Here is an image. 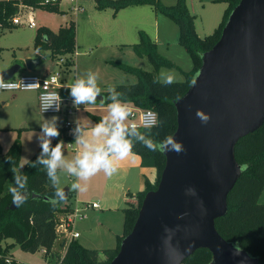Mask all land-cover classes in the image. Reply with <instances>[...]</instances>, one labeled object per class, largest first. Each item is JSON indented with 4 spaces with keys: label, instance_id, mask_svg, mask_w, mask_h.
I'll list each match as a JSON object with an SVG mask.
<instances>
[{
    "label": "water",
    "instance_id": "obj_1",
    "mask_svg": "<svg viewBox=\"0 0 264 264\" xmlns=\"http://www.w3.org/2000/svg\"><path fill=\"white\" fill-rule=\"evenodd\" d=\"M40 60L29 58L25 67L16 63L0 71V79L33 71ZM175 106L178 127L172 136L184 151L164 153L159 184L146 193L109 264H171L173 248L183 252L180 264L200 248L211 251L209 264H261L244 249L233 255L234 243L219 233L216 220L228 213L229 193L243 172L236 144L264 125V0H240ZM197 110L210 117L207 123ZM64 191L66 201L69 187Z\"/></svg>",
    "mask_w": 264,
    "mask_h": 264
},
{
    "label": "trees",
    "instance_id": "obj_2",
    "mask_svg": "<svg viewBox=\"0 0 264 264\" xmlns=\"http://www.w3.org/2000/svg\"><path fill=\"white\" fill-rule=\"evenodd\" d=\"M99 9L112 8L119 10L133 5H152L157 11L164 13L175 21L179 28V43L190 54L193 67L186 72L184 81H176L170 85L154 82L157 71L162 66H174V63L160 55L157 44L143 30L139 32V42L134 44V51L139 57H145L153 65L154 71L122 65L125 70L137 75L134 84H120L115 90L122 93L120 99L129 106L139 109H152L158 114V124L151 128V138L162 141L173 135L178 127L175 102L189 90L195 75L202 66L203 53L210 50L220 39L223 28L235 6L240 0H227L228 7L222 20L214 32L205 37L199 36L195 29V16L189 11L186 0H177L174 5H163L159 0H95ZM33 5L49 12L65 13L59 6H42L40 0H0V26H13L12 19L18 12L19 4ZM76 25L74 21L61 26L54 31L48 26L39 27L34 37V48L41 52H50L52 58L74 53L76 49ZM106 97L109 95L105 93ZM97 101V100H96ZM111 101L106 100L105 103ZM98 123L102 118L92 115ZM59 137L51 141L52 147L62 140L63 149L66 143L75 139L67 129L59 128ZM140 130L146 131L144 128ZM19 141L3 151L0 143V264H19L18 260L8 256L14 245H19L29 252L45 250V254L56 255L61 264H109L120 250L121 241L132 230L138 217L139 209L146 193L156 189L163 169L166 165V155L161 152H150L141 144L135 143L132 152L151 158L158 170V180L155 184L147 183L144 191L137 194L138 204L129 205L124 209V231L118 238V245L110 252L107 262L98 261L97 251L91 250L78 241L72 240L61 257L54 250L57 233L56 226L61 215H66L71 206L61 202L53 208L47 201L54 194V188L49 181L42 165L33 167L34 161L40 155L41 148L35 155L19 168L21 158ZM235 156L242 165L243 172L233 190L228 196V213L216 220V228L227 241L239 242L242 249L264 264V204L259 203V196L264 189V125L253 133L241 138L235 147ZM11 160V161H10ZM15 167L22 175L28 177L27 200L15 209L11 208L12 194L6 187L8 179L13 176ZM11 186H15L12 182ZM36 194V196H34ZM8 239L13 243H8ZM209 249L200 248L188 257L184 264H209L212 261Z\"/></svg>",
    "mask_w": 264,
    "mask_h": 264
},
{
    "label": "rangeland",
    "instance_id": "obj_3",
    "mask_svg": "<svg viewBox=\"0 0 264 264\" xmlns=\"http://www.w3.org/2000/svg\"><path fill=\"white\" fill-rule=\"evenodd\" d=\"M159 1L166 6L174 5L177 2V0ZM82 4L85 7V12L77 15L70 12H49L38 8L36 10L37 27H29L27 24L0 26V67L26 57L27 54H34V37L39 27L48 26L53 30H58L61 26L74 21L77 43L75 53L52 58L49 51L41 52L44 55V63L39 66L36 72L25 70V74L40 75V71L45 66H47L46 70L53 67L52 72L60 73V83L65 86L71 85L76 77L91 70L98 73V86L106 91L109 87L115 88L120 84H134L137 82V75L125 70L122 65L154 71V67L148 59L139 57L134 51V44L139 42V32L143 30L157 44L158 53L174 63V66L171 67L162 66L156 72L157 77L161 69H165L176 74V81L186 79V72L192 69L193 61L190 54L179 43V28L170 17L157 11L152 5H133L115 13L112 8L99 9L95 0H83ZM186 4L189 11L195 16V29L201 37L214 32L228 7L227 0H186ZM26 18L27 14L22 16L23 20ZM61 58L64 59L63 62H60ZM20 92L22 91L16 93ZM60 92L62 96L65 92L68 93V97H71L70 88L63 89V91L60 89ZM11 94L13 92L0 88V127H8L1 131L0 136L6 140H3V144L1 141L0 143L5 152L14 142H20L22 151L19 168H22L39 148L40 124L45 120L57 117V126L64 128L68 120H79L82 124L83 119H88L93 113L85 108L88 105H81L78 114L73 116H68L64 112L43 114L40 112L39 104L37 107H32V101L27 99L31 106L29 109L30 118L28 120H10L14 102H10L8 105H3V102ZM108 104L107 102L104 105ZM105 112L108 113V108ZM129 121L131 122L130 118ZM63 152L65 158L71 161L70 156L73 151L67 143ZM58 175L63 188L70 187V184L75 180V177L69 175L64 168L58 169ZM12 182L13 176L8 179L6 187L9 188ZM71 192L72 194L67 198L68 201L72 199L74 191ZM259 203L264 204V189L259 196ZM123 217L124 214L118 218L120 225H122ZM85 235L82 232V237ZM82 237L79 239V243L83 241ZM8 243H13V240L8 239ZM57 252L60 253V251ZM8 256L18 260L19 264H59L56 255L47 257L43 249L35 253L25 251L17 244L10 248Z\"/></svg>",
    "mask_w": 264,
    "mask_h": 264
},
{
    "label": "clouds",
    "instance_id": "obj_4",
    "mask_svg": "<svg viewBox=\"0 0 264 264\" xmlns=\"http://www.w3.org/2000/svg\"><path fill=\"white\" fill-rule=\"evenodd\" d=\"M154 82L170 85L176 82V74L172 71L161 69L159 76ZM9 87L0 79V88ZM70 96L73 98V106L79 109L80 105L95 104L101 89L98 86V73L89 70L83 76L76 78L74 83L68 86ZM109 95L104 100L111 101L108 104V113L91 128H86L79 120L76 121V127L73 130L75 144L78 147L75 158L67 160L63 152L62 140L55 147H52L53 138L59 137L60 130L57 126V117L51 120H45L40 124V155L33 163L42 165L46 170L47 177L54 188V194L49 197L48 203L55 208L66 199V193L61 186L58 169L64 168L67 173L75 177L70 184V191L83 193L87 191L88 182L98 173L103 172L107 177H111L118 170V162L125 160L132 152L135 143L141 144L150 152H171L180 153L184 151L183 145L177 142L173 136L169 135L162 141H154L151 138V128L156 126V121L148 120L142 125L130 122L129 117L133 116V109L123 102L120 97L122 93L109 87ZM42 107L49 109L53 103ZM59 101V100H58ZM56 110H59V104H56ZM196 116L202 122L207 123L210 117L202 110H197ZM143 127L146 131H141ZM11 161V160H10ZM13 182L15 186L9 187L12 194V203L17 207L23 205L27 200L25 194L27 190L28 177L22 175L15 167H12ZM233 255H239L242 248L239 242L233 245ZM183 252L178 248H173L169 252L171 264H180ZM243 264V262H241Z\"/></svg>",
    "mask_w": 264,
    "mask_h": 264
},
{
    "label": "crops",
    "instance_id": "obj_5",
    "mask_svg": "<svg viewBox=\"0 0 264 264\" xmlns=\"http://www.w3.org/2000/svg\"><path fill=\"white\" fill-rule=\"evenodd\" d=\"M36 16L35 12V17ZM38 56H41V60L33 70L36 72L39 66L44 63V55L41 51H38L35 48L33 55L27 54L26 57L16 59L9 65L0 67V71L5 70L16 63H20L25 67V61L27 59L37 58ZM45 67L40 71V76H47L48 74L53 73V67H50L48 70H46L47 68ZM25 70L27 69L22 70L15 77L25 74ZM67 86L69 85H61V90L63 91V89L68 88ZM106 92L108 91L101 89L100 95H105ZM63 96V98H68V93L63 92ZM27 99L32 101V107H37V104H39L38 93L36 91H22L20 93L13 92V94L3 102V105H8L10 102H14V110L10 115L12 117L10 120H28L30 118L31 113L29 109L31 106ZM105 102L106 100L103 102L97 99L95 104H90L85 108L93 111V113H91L92 115L102 118L107 115L105 110L108 108V105H104L106 104ZM130 107L134 108L132 106ZM90 117L88 119H83L82 125L86 128H91L96 124L95 120ZM5 128L7 129L8 127H0V135L1 131ZM3 140H6V138L0 136L1 143ZM78 147L79 146L74 144V149L70 148L71 151H73V154L70 156L72 160L77 154ZM158 177V170L155 167L153 160L134 152H131L125 160L118 162V170L111 177L105 176L103 172L92 177L88 182L87 191L79 194L74 192L72 199L70 201L67 200L64 206H73L77 201L80 203L97 201L99 207L90 209L88 211V217L75 224L74 231L80 233L78 238H59L56 241L54 250L60 251L62 257L66 252L68 244L72 240L79 242L83 232V234L86 235L85 237H82L83 241L80 244L88 249L96 250L99 262H107L110 252L115 250L118 245V238L123 235L125 218L124 209L131 204L137 205V194L145 190L147 183L155 184ZM70 194H72L71 191H69V195ZM123 214L124 217L121 220L122 225H120L118 218ZM100 252L102 253L100 254Z\"/></svg>",
    "mask_w": 264,
    "mask_h": 264
},
{
    "label": "built area",
    "instance_id": "obj_6",
    "mask_svg": "<svg viewBox=\"0 0 264 264\" xmlns=\"http://www.w3.org/2000/svg\"><path fill=\"white\" fill-rule=\"evenodd\" d=\"M83 0H40L42 6H59L65 13L79 14L85 12V7L82 4ZM66 5V7H64ZM18 12L12 19L14 25L27 24L29 27H37V21L35 12L38 8L33 5L19 4ZM27 14L26 20L22 19V16ZM76 51V50H75ZM75 53V52H74ZM64 59L61 58L60 62ZM60 73L53 72L47 76H40L36 74H21L18 77H14L9 80H4V83L8 85L7 88H1L2 90L17 92V91H36L39 99V109L43 114H58L61 112L66 113L68 116L77 115L81 109L73 106V98H63L60 92ZM42 96L44 97L43 103L45 106L53 103V105L44 111L42 107ZM59 100V101H58ZM59 104V110H56V104ZM133 116L129 117L131 122H135L138 125H142L145 121L155 120L158 124V114L152 109H139L132 108ZM70 136L73 135V130L76 127V121L68 120L64 126ZM143 128V127H141ZM68 147L74 149L73 142L67 143ZM99 203L94 202H76L70 207V211L65 215H61L56 226L57 240L62 237L74 239L80 236V233L74 231L75 224L79 221L85 220L88 217V211L92 208H98ZM43 252H46L43 250ZM61 264L60 261H58Z\"/></svg>",
    "mask_w": 264,
    "mask_h": 264
},
{
    "label": "bare ground",
    "instance_id": "obj_7",
    "mask_svg": "<svg viewBox=\"0 0 264 264\" xmlns=\"http://www.w3.org/2000/svg\"><path fill=\"white\" fill-rule=\"evenodd\" d=\"M9 80V79H8ZM4 81V80H3Z\"/></svg>",
    "mask_w": 264,
    "mask_h": 264
}]
</instances>
